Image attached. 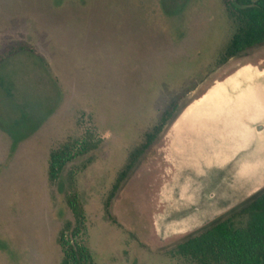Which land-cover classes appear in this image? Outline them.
<instances>
[{
	"label": "rangeland",
	"instance_id": "1",
	"mask_svg": "<svg viewBox=\"0 0 264 264\" xmlns=\"http://www.w3.org/2000/svg\"><path fill=\"white\" fill-rule=\"evenodd\" d=\"M233 27L223 0H0V48L25 42L34 51L0 67L10 91L0 88L1 119L25 115L15 145L0 132V264H59L74 244L93 264H196L172 251L207 223L156 231L175 172L167 135L215 82L244 65L264 69V45L221 61ZM173 100L175 117L106 204L130 152ZM55 149L75 155L50 180ZM73 194L83 214L76 232Z\"/></svg>",
	"mask_w": 264,
	"mask_h": 264
},
{
	"label": "water",
	"instance_id": "2",
	"mask_svg": "<svg viewBox=\"0 0 264 264\" xmlns=\"http://www.w3.org/2000/svg\"><path fill=\"white\" fill-rule=\"evenodd\" d=\"M167 137L175 172L155 220L163 237L200 227L264 187V69L244 65L215 82Z\"/></svg>",
	"mask_w": 264,
	"mask_h": 264
},
{
	"label": "trees",
	"instance_id": "3",
	"mask_svg": "<svg viewBox=\"0 0 264 264\" xmlns=\"http://www.w3.org/2000/svg\"><path fill=\"white\" fill-rule=\"evenodd\" d=\"M223 5L233 24L227 47L221 61L240 55L247 50L264 45V0H223ZM20 52L34 53L25 43L9 44L0 48V67L13 55ZM0 88L10 96L9 87L0 77ZM178 102L171 101L161 111L158 120L145 132V139L129 154L125 168L120 172L107 196V202L120 181L138 158L148 149L164 126L175 117ZM25 115L3 120L0 117V132L12 139L15 145L24 136ZM75 154L52 150L49 153L48 177L61 178L67 173L69 162ZM71 172H69V176ZM72 213V228L75 232L82 227L83 214L75 194L69 198ZM172 254L182 256L196 264H264V187L194 232L184 235V240L175 245ZM59 264H93L88 251L75 244L69 246Z\"/></svg>",
	"mask_w": 264,
	"mask_h": 264
},
{
	"label": "bare ground",
	"instance_id": "4",
	"mask_svg": "<svg viewBox=\"0 0 264 264\" xmlns=\"http://www.w3.org/2000/svg\"><path fill=\"white\" fill-rule=\"evenodd\" d=\"M212 93H214V90L212 91ZM212 93H210V94H212ZM185 114H188V111H187ZM187 116H188V115H187Z\"/></svg>",
	"mask_w": 264,
	"mask_h": 264
}]
</instances>
